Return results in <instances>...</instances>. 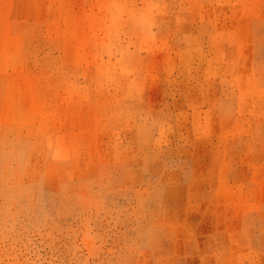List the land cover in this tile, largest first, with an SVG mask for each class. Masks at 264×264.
I'll return each instance as SVG.
<instances>
[{"label": "rangeland", "instance_id": "obj_1", "mask_svg": "<svg viewBox=\"0 0 264 264\" xmlns=\"http://www.w3.org/2000/svg\"><path fill=\"white\" fill-rule=\"evenodd\" d=\"M0 264H264V0H0Z\"/></svg>", "mask_w": 264, "mask_h": 264}]
</instances>
